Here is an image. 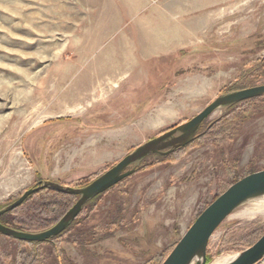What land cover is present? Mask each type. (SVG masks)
Returning a JSON list of instances; mask_svg holds the SVG:
<instances>
[{"label":"rangeland","instance_id":"1","mask_svg":"<svg viewBox=\"0 0 264 264\" xmlns=\"http://www.w3.org/2000/svg\"><path fill=\"white\" fill-rule=\"evenodd\" d=\"M122 46L125 69L99 77ZM260 85L264 0H0V210L38 182L82 189L145 143L166 144L85 202L58 238L31 247L0 234V264L21 250L37 264H159L231 174L264 170V95L217 109L185 144L172 141L178 128L219 96ZM212 127L223 140L203 136ZM263 200L223 221L207 264L262 236L264 215H238Z\"/></svg>","mask_w":264,"mask_h":264},{"label":"water","instance_id":"2","mask_svg":"<svg viewBox=\"0 0 264 264\" xmlns=\"http://www.w3.org/2000/svg\"><path fill=\"white\" fill-rule=\"evenodd\" d=\"M264 95V85L242 89L219 96L191 120L179 128V136L173 143L185 144L190 141L204 120L217 109ZM164 137H159L136 149L122 158L116 165L105 171L82 189H71L59 185L38 182L36 187L28 189L13 203L0 210V216L20 206L31 194L50 188L58 192L79 196L72 208L51 228L39 233H25L0 224V234L16 241L45 243L61 234L78 215L82 205L92 198L106 192L133 173L128 168L137 164L146 155L165 147ZM264 196V170L253 172L230 185L214 199L193 221L180 240L173 247L162 264H207L206 249L216 229L230 214L247 201ZM264 259V233L249 248L239 252L222 264H258Z\"/></svg>","mask_w":264,"mask_h":264},{"label":"trees","instance_id":"3","mask_svg":"<svg viewBox=\"0 0 264 264\" xmlns=\"http://www.w3.org/2000/svg\"><path fill=\"white\" fill-rule=\"evenodd\" d=\"M261 99L262 97H259L234 104L228 107L227 114L228 115L232 114L241 108H248L254 105L255 102H260ZM213 128L214 127H212L211 130L207 131L203 136L205 138L212 140L213 142L219 139V137H220V141L223 140L224 139L223 132H219L215 134L213 133ZM238 177L239 176H237L236 174L235 175L231 174L230 182L228 183L229 186L242 178V177L241 178ZM76 199L77 198L75 196L57 193L49 189L39 190L31 194L29 197H27L26 200L20 206L0 216V223L6 227L26 233L43 231L53 226L68 211V209L72 207ZM96 199H98V197L92 199V201H90L89 203H92ZM200 213H198V215ZM56 238H58V236ZM257 239L255 236L250 237L248 242L246 241V243L249 244L248 247L252 246ZM17 243L22 246L30 245L31 247L42 244L36 242H23V241ZM208 250L209 249L207 247L206 249L207 263L211 260ZM34 256H35L34 251L26 252L25 250L24 251L21 250L19 255H17V259L15 263L37 264V260ZM165 257L159 262V264H162Z\"/></svg>","mask_w":264,"mask_h":264},{"label":"bare ground","instance_id":"4","mask_svg":"<svg viewBox=\"0 0 264 264\" xmlns=\"http://www.w3.org/2000/svg\"><path fill=\"white\" fill-rule=\"evenodd\" d=\"M157 8V7H156ZM169 9H171V8H169ZM141 12V11H140ZM188 16V15H187ZM185 20V19H184ZM206 22H205V24H204V26H206V27H209L210 25H211V21L210 20H205ZM169 24V23H168ZM184 31V30H183ZM190 31V30H189ZM160 33V32H159ZM194 33H195V31H194ZM146 37H147V35H146ZM179 37V36H178ZM184 38V37H183ZM179 39V38H178ZM187 39V38H186ZM143 41V40H142ZM184 41V40H183ZM149 42H147V44H148ZM138 44V43H137ZM125 45V44H124ZM149 45V44H148ZM119 46H121V45H119ZM126 46V45H125ZM128 46V45H127ZM132 46V45H131ZM130 46V47H131ZM140 46V45H139ZM152 46V45H151ZM153 46H155V45H153ZM130 47L128 48V47H121V49H118L119 50V56L120 57H122V58H120L117 62H114V65H110V63L109 62H104L105 64H104V66H102V69H100L101 70V72L99 73V77H106V78H109V79H114V78H116V76H117V74H119L121 71H123V69H125L124 67H125V65L127 66V63H123V62H128V58H130L131 57V49H130ZM142 54H147V53H149V52H152V48L150 49V47H148V48H144V47H142ZM156 50H160V49H163V47L161 48V45L160 46H158L157 48H155ZM141 50V49H140ZM110 53V52H109ZM116 54V53H115ZM110 55V54H109ZM119 58V57H118ZM123 64H125V65H123ZM101 67V66H100ZM129 69L131 68L130 66L128 67ZM132 69V68H131ZM91 82V81H90ZM91 85V83L89 84V86ZM91 87H93L92 85H91ZM76 95H77V93H76ZM76 97V96H75ZM77 100V99H76ZM250 100V99H249ZM245 101H247V100H245ZM243 102V101H242ZM237 104V103H236ZM234 105V104H233ZM242 179V178H241ZM260 198H263L264 199V197H260ZM259 204L255 207V208H252V210L251 211H245V212H242L240 215H238V216H240L241 218H246V217H250V216H253V215H264V200L263 201H260V202H258ZM253 207V206H252ZM229 259H225V260H222V263H225V262H227ZM217 262V261H216ZM220 263V262H219Z\"/></svg>","mask_w":264,"mask_h":264}]
</instances>
